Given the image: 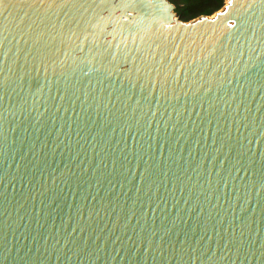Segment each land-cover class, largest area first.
Instances as JSON below:
<instances>
[{
    "label": "water",
    "instance_id": "95a60500",
    "mask_svg": "<svg viewBox=\"0 0 264 264\" xmlns=\"http://www.w3.org/2000/svg\"><path fill=\"white\" fill-rule=\"evenodd\" d=\"M0 264H264V0H0Z\"/></svg>",
    "mask_w": 264,
    "mask_h": 264
},
{
    "label": "trees",
    "instance_id": "16d2710c",
    "mask_svg": "<svg viewBox=\"0 0 264 264\" xmlns=\"http://www.w3.org/2000/svg\"><path fill=\"white\" fill-rule=\"evenodd\" d=\"M175 7V13L184 21L200 15H211L219 10L225 0H169Z\"/></svg>",
    "mask_w": 264,
    "mask_h": 264
},
{
    "label": "bare ground",
    "instance_id": "6f19581e",
    "mask_svg": "<svg viewBox=\"0 0 264 264\" xmlns=\"http://www.w3.org/2000/svg\"><path fill=\"white\" fill-rule=\"evenodd\" d=\"M225 3V2H224Z\"/></svg>",
    "mask_w": 264,
    "mask_h": 264
},
{
    "label": "rangeland",
    "instance_id": "374dc122",
    "mask_svg": "<svg viewBox=\"0 0 264 264\" xmlns=\"http://www.w3.org/2000/svg\"><path fill=\"white\" fill-rule=\"evenodd\" d=\"M225 2V1H224Z\"/></svg>",
    "mask_w": 264,
    "mask_h": 264
}]
</instances>
